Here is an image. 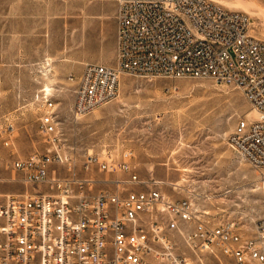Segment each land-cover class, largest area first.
Wrapping results in <instances>:
<instances>
[{
    "label": "built area",
    "instance_id": "2783aa9c",
    "mask_svg": "<svg viewBox=\"0 0 264 264\" xmlns=\"http://www.w3.org/2000/svg\"><path fill=\"white\" fill-rule=\"evenodd\" d=\"M117 54L113 66L86 63L75 83L71 116L79 120L119 97L121 77L211 79L242 92L256 119L241 118L228 138L238 159L264 169V39L245 12L213 0H117ZM44 62L41 72H49ZM53 89L43 86L38 132L53 150L7 160L48 192L0 194V264H192L183 249L226 257L225 264H264V220L252 236L235 222L216 221L189 200L175 201L152 181L147 190L133 153L85 155L87 172L127 173L112 189L91 192L95 180L50 176L70 163L60 151L64 133ZM11 147V139L5 141ZM176 189V188H175Z\"/></svg>",
    "mask_w": 264,
    "mask_h": 264
},
{
    "label": "rangeland",
    "instance_id": "374dc122",
    "mask_svg": "<svg viewBox=\"0 0 264 264\" xmlns=\"http://www.w3.org/2000/svg\"><path fill=\"white\" fill-rule=\"evenodd\" d=\"M213 1L249 14L253 34L264 39V0ZM78 12V4L70 0H0V144L6 148L1 154L9 160L53 150L38 132L41 112L36 96L47 86L59 91L53 99L64 133L60 151L71 158L70 163L52 164L50 176H55L56 169L60 177L91 178L94 193L128 179L127 173L84 169L85 155L101 154L94 146L104 140L114 156L125 150L133 153L141 180L164 182L157 186L171 199L189 200L209 212L211 219L235 222L242 235L252 236L264 220V169L238 159L228 145L241 118L257 117L242 92L211 79L124 75L116 100L75 120L71 116L74 87L67 79L70 74H81L73 71L78 64L70 56L81 50L93 55L95 46L104 42L103 36L73 32L80 20L74 17ZM40 13L48 17L35 18ZM34 47L46 52L49 72L32 73L26 68V61L34 59ZM9 139L12 146L6 147ZM0 170L14 181L23 179L20 172L5 166ZM25 185L32 194L49 190L45 185ZM130 188L145 190L147 186ZM183 251L194 264H225L227 260L211 253L198 259L191 251Z\"/></svg>",
    "mask_w": 264,
    "mask_h": 264
},
{
    "label": "crops",
    "instance_id": "0c3cea01",
    "mask_svg": "<svg viewBox=\"0 0 264 264\" xmlns=\"http://www.w3.org/2000/svg\"><path fill=\"white\" fill-rule=\"evenodd\" d=\"M39 2H44L48 0H36ZM59 1V0H58ZM71 2H76L79 6L78 14H75L74 17L80 19L78 23L74 25L73 32L78 33H87V34H96L98 36H103L104 42L103 44L99 43L95 46L93 55L86 50H81L79 52H73L70 57L75 60V63L78 64L74 67V70L78 74L83 72L84 65L86 63H95L101 65H113L116 60L117 54V0H70ZM26 18L30 17L29 14L26 13ZM48 16L43 13H40L39 16H35V18H47ZM61 18L62 16H56ZM82 17V18H81ZM82 20V21H81ZM78 28V30H76ZM47 54L44 50L35 49L34 47V56L32 61H26V68H30V70L35 71L36 73H41V67L44 64V60ZM74 75V74H70ZM68 80V79H67ZM36 82V81H35ZM71 83V82H70ZM37 85V82H36ZM72 88L75 87V83H72ZM37 88V86H36ZM38 89V88H37ZM74 89V88H73ZM38 90H35V92ZM57 91L56 93H58ZM19 96V95H17ZM72 108V107H71ZM95 124V121H94ZM9 127V126H8ZM114 146V145H113ZM95 151L112 153L114 150L110 146H108L103 140L101 143H98L94 146ZM128 151V150H125ZM6 152V148L0 144V153ZM184 171H187V169ZM25 181L23 179L14 181L12 176H7L5 171L0 170V194L2 195H19L29 193L28 187L25 185ZM147 184L154 185L149 182ZM147 184L144 186L149 187ZM143 186V185H141ZM145 189V190H147Z\"/></svg>",
    "mask_w": 264,
    "mask_h": 264
},
{
    "label": "bare ground",
    "instance_id": "6f19581e",
    "mask_svg": "<svg viewBox=\"0 0 264 264\" xmlns=\"http://www.w3.org/2000/svg\"><path fill=\"white\" fill-rule=\"evenodd\" d=\"M256 113V112H255ZM257 118V117H256ZM192 264H194L193 262H192ZM202 264V263H201Z\"/></svg>",
    "mask_w": 264,
    "mask_h": 264
}]
</instances>
